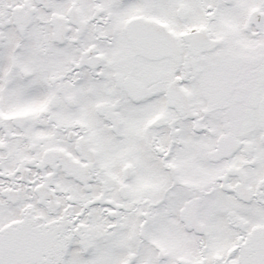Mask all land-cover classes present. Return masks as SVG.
<instances>
[{
    "label": "snow or ice",
    "instance_id": "snow-or-ice-1",
    "mask_svg": "<svg viewBox=\"0 0 264 264\" xmlns=\"http://www.w3.org/2000/svg\"><path fill=\"white\" fill-rule=\"evenodd\" d=\"M0 264H264V0H0Z\"/></svg>",
    "mask_w": 264,
    "mask_h": 264
}]
</instances>
